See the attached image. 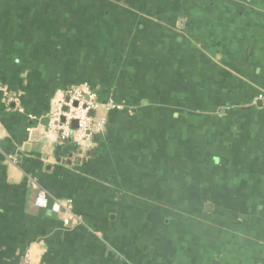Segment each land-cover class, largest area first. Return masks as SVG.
Instances as JSON below:
<instances>
[{"label":"crops","instance_id":"obj_1","mask_svg":"<svg viewBox=\"0 0 264 264\" xmlns=\"http://www.w3.org/2000/svg\"><path fill=\"white\" fill-rule=\"evenodd\" d=\"M0 264H264V0H0Z\"/></svg>","mask_w":264,"mask_h":264},{"label":"built area","instance_id":"obj_2","mask_svg":"<svg viewBox=\"0 0 264 264\" xmlns=\"http://www.w3.org/2000/svg\"><path fill=\"white\" fill-rule=\"evenodd\" d=\"M111 108L114 106L110 104L99 105L95 101L94 93L88 87H78L72 89L58 102L56 109L48 118V128L61 140L70 139L77 147H89L93 136L102 131L105 125L103 116L93 118L89 113L97 109L108 111ZM74 121L77 122V127L73 129ZM34 206L57 215L64 228H71L80 222V219L73 214L70 200H50L44 190H38Z\"/></svg>","mask_w":264,"mask_h":264},{"label":"rangeland","instance_id":"obj_3","mask_svg":"<svg viewBox=\"0 0 264 264\" xmlns=\"http://www.w3.org/2000/svg\"><path fill=\"white\" fill-rule=\"evenodd\" d=\"M201 199H204L203 196L201 195ZM198 205V209L197 212L200 213L201 215H203L206 211H205V203L203 202V200L201 202H197ZM211 210V209H210ZM181 215H187L188 211L184 209H180ZM171 215V212L168 214Z\"/></svg>","mask_w":264,"mask_h":264},{"label":"water","instance_id":"obj_4","mask_svg":"<svg viewBox=\"0 0 264 264\" xmlns=\"http://www.w3.org/2000/svg\"><path fill=\"white\" fill-rule=\"evenodd\" d=\"M89 115L91 116V113H89ZM76 127H77V122L74 121V122L72 123V128L74 129V128H76ZM68 140H70V139H68ZM206 209L208 210L209 207H206Z\"/></svg>","mask_w":264,"mask_h":264}]
</instances>
